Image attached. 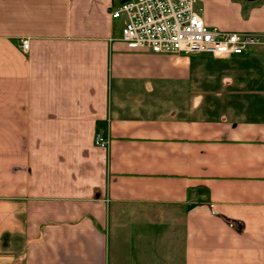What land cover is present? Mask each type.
Masks as SVG:
<instances>
[{
	"label": "crops",
	"instance_id": "1",
	"mask_svg": "<svg viewBox=\"0 0 264 264\" xmlns=\"http://www.w3.org/2000/svg\"><path fill=\"white\" fill-rule=\"evenodd\" d=\"M122 1L0 0V264H264V47L132 49Z\"/></svg>",
	"mask_w": 264,
	"mask_h": 264
},
{
	"label": "built area",
	"instance_id": "2",
	"mask_svg": "<svg viewBox=\"0 0 264 264\" xmlns=\"http://www.w3.org/2000/svg\"><path fill=\"white\" fill-rule=\"evenodd\" d=\"M112 17L123 18L121 39L132 49L232 57L264 47V32H231L208 25L197 0H124ZM20 46L28 52L30 39L21 38ZM109 142L102 132L96 134L98 146Z\"/></svg>",
	"mask_w": 264,
	"mask_h": 264
},
{
	"label": "rangeland",
	"instance_id": "3",
	"mask_svg": "<svg viewBox=\"0 0 264 264\" xmlns=\"http://www.w3.org/2000/svg\"><path fill=\"white\" fill-rule=\"evenodd\" d=\"M244 2H245V1H244ZM247 4H248V3L246 2L245 5H247ZM249 9H250V7L247 6L246 9H244V14L247 15V13L249 12ZM201 13H202V9H201ZM217 27L223 29L222 27H220V25H218ZM223 30H224V29H223ZM262 111L264 112V108H263V110H262V109H257V113H258V112L260 113V112H262ZM0 224H1V222H0ZM0 228H1V226H0ZM23 240H24V239L21 238L19 243L22 244V243H23ZM14 245H15V243L13 242V239H11V244H10L9 248L13 249V248L16 246V245H15V246H14Z\"/></svg>",
	"mask_w": 264,
	"mask_h": 264
},
{
	"label": "water",
	"instance_id": "4",
	"mask_svg": "<svg viewBox=\"0 0 264 264\" xmlns=\"http://www.w3.org/2000/svg\"><path fill=\"white\" fill-rule=\"evenodd\" d=\"M246 1L253 2V1H257V0H246Z\"/></svg>",
	"mask_w": 264,
	"mask_h": 264
},
{
	"label": "trees",
	"instance_id": "5",
	"mask_svg": "<svg viewBox=\"0 0 264 264\" xmlns=\"http://www.w3.org/2000/svg\"><path fill=\"white\" fill-rule=\"evenodd\" d=\"M246 1V0H245ZM246 2H249V1H246Z\"/></svg>",
	"mask_w": 264,
	"mask_h": 264
}]
</instances>
